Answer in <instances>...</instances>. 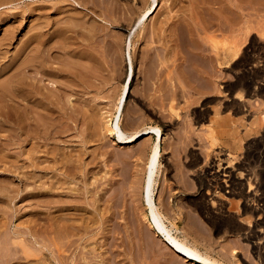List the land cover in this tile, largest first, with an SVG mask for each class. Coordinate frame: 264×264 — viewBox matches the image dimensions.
<instances>
[{
	"label": "rangeland",
	"instance_id": "1",
	"mask_svg": "<svg viewBox=\"0 0 264 264\" xmlns=\"http://www.w3.org/2000/svg\"><path fill=\"white\" fill-rule=\"evenodd\" d=\"M87 1H88L87 2L88 4L86 3V7H85L84 5L80 4L82 0H79V1L77 0H0V2L2 3V4L0 3V83L5 81L3 82L4 84L2 83L0 86L3 87V85H5L7 77L10 76V74L12 75L13 73H15L17 69L19 68V65H21V63H23L25 59L26 60L27 58L30 59V57L32 59L38 53H39V56H41L45 60L49 59L48 65L50 67L52 66L51 70L49 69V67H47L49 69L48 71H46L47 70L46 67H44L43 69L40 68L41 70L38 67L36 68L32 67L34 69L32 71L36 70L37 72H39L38 70H40V73L38 74L37 77L42 78V80H45V81H42L41 84L45 83L46 87H49L48 84L51 83L50 81L54 78L50 76L47 77L48 74L47 75L45 74L49 73V75L51 76L52 75L54 76L55 74V77H56L55 79L60 80L61 78L60 71H59L60 68L64 69L66 72H71L72 69L75 70V73L77 75L79 74L78 75L79 78L87 74L85 76L86 78L84 81L85 85H83L85 90L83 89L82 90L83 92H79L77 95V96L80 95L81 97L79 96L80 98L79 97L75 98L76 95H72L70 98V99L73 98L71 100L73 102L71 103L70 109H71V113L73 114V115L71 114V118H74V119L67 122L69 125L66 123L68 125V130L70 131L66 132V135L64 134L65 135L64 137H63V134L61 135V137H63L65 141H68L70 143L62 142V145L61 143L58 144V146L60 145L62 146V149H64V151H66L67 154L72 153L73 155H75V154L80 153V150H81L82 152L80 154L83 155V159H85V161L88 160L89 162L92 161L91 163H93L89 165V168L87 167L88 170L90 169L89 170L90 174H87V176L85 177V179L88 177V179H86L87 181L85 180L84 183L81 182L82 183L81 184L79 183L80 180L76 178L77 180L75 179L74 181H77L78 183L77 182L73 183V181L70 183L69 188H71V186L72 188L78 187V190L75 191L76 193H78L77 194L78 196L76 195V193H73L74 190H72L71 192L68 190L69 194H66V196L73 193L72 194L73 196L70 195V198H68V196L66 198L65 195L63 196L64 197L63 199L70 200L69 201L70 204L71 202L72 204H75L74 203L76 202L75 200L77 201L80 200L78 201L79 203L76 202V205L74 206H77V203L79 207L80 205L82 207L87 206L85 210L82 211L83 214L85 213L84 217L83 216L82 217L86 221L89 219V222H87L89 225V228H88L89 231L86 234L84 232H83L84 234H82V232H76L77 235L72 238V240L76 239L75 240L76 242L80 241L79 243L75 242V245H76V248L74 247L75 250L74 248H70L69 250L64 251L63 249L64 252H62L63 254L61 253L62 255H64V259L68 260L66 261L67 264H70V263L71 264H75V263L83 264L82 260H80V262L75 261L73 263L71 262V259L72 260L74 258L76 259L79 253L78 250L81 249L82 251H87V249L90 250L92 246L94 245L96 246V248H98L95 253L101 256V257L100 256L98 257V260L103 258V261L105 262V263L99 262L97 264H128V263L129 264H132V263L133 264H190L189 262H185V260H183L176 253H174V251L170 247H168V245L160 237H158L156 233L149 227L148 223L144 220L142 216L143 213H145V208H146L145 202L142 199V194H141V187H142V183L144 179V167L146 163V158L149 155L150 150L152 149V146H154V144L157 141V133H155L154 131H151V133L138 137L132 142L129 141V143L122 144V142L117 141V138L114 134H110V135L108 134L109 133L108 127L110 125L111 126L114 125V122H115L114 119H116L115 117L119 115V111H121V114H120L121 116L119 117V123H120L119 126L126 136L133 134L136 131H139V130L142 131L143 129L145 130L146 128L148 129L150 127H157V129L159 130L160 155H159V164H157L159 166V167L157 166L158 171L156 172V175L154 176V180H155L154 198H155L157 206L160 207L161 211H163L164 215L168 218V221L166 222V224L168 226L170 225L169 227L172 230H174L173 233L178 235L179 237L185 238L189 242V244L191 243L192 246L194 245V247L197 248L201 253L203 254L205 253L207 254V256L214 258L224 264H264L263 253L255 252V250L252 247V240H250L248 237L250 235L249 233L250 230H252L253 228L250 227V229L248 228L247 230H242L244 232L240 230L238 231V229L235 228L237 225H239L237 222H235L237 221L236 216L238 213L234 214L235 213L233 212L234 210L232 211L229 210L230 213L228 214L233 219L231 218L229 220V218H226L225 216L222 217L221 216L222 209L218 208L219 207L218 204L219 202H221L223 204L225 203L226 205V202H224L225 200L224 198H222L223 196L220 197L219 194L217 195L218 190L217 191L214 190L212 186H207L209 183L207 184V181L205 180V172L210 167V165L211 166L213 165V171H217L218 169H220L218 170L220 171L219 174L222 172L221 171L222 168L224 169L227 166H229V169H231V172L233 171L232 176L234 179L236 177V180L245 179V173H247L246 172L247 168L248 170L253 169L255 172H257V174L262 173L261 171L264 172V153H263L264 152V145H263L264 144V140H263L264 139V96H263L264 93L262 94L260 90L261 85L264 84V74H258V71L264 68L263 67L264 66V36H263L264 34L262 35V33L264 32V22H263L264 21V9H263L264 0H253V3H252V0H246V3H245L246 4L245 9H244L245 12L244 11L243 12L244 14L246 13L245 16H247V18L249 19L250 25H249L248 30L251 32L247 30L249 32L248 34L249 36L246 35L244 39L242 38L243 40H241L242 48L244 52L242 51L243 53L240 56V60L242 59L243 61H245L244 65H246V67L243 68L244 70L236 71V69L235 70L232 69L233 68L232 64L234 62L229 67H226L225 64H222L221 66H219L216 63H213L214 66L212 65L211 67H208L209 64H207V67L209 68L208 72L210 73L211 76L210 75L206 77L203 76L202 77L203 79H201V77L199 78L197 77L196 79H194L196 73H194L190 68L186 69L187 72H189V74L186 72L187 75H185L182 78H177L176 73H175V68L178 67L177 65L180 64V62L182 63L185 62L186 61L185 59H187L188 57H189L188 59H190L189 61L204 62L206 57L203 55L205 57L204 58L200 54V58H204V60L203 59L201 60L199 58L200 52L199 51H198L199 53L196 51L191 52L192 50L189 48V46L184 45L186 42L181 44L182 46H185V47L187 46L186 48H184V51L182 49L183 47L179 45L181 47L180 49V47L178 46V44L180 43H177L171 38H169L168 28L166 29L165 31L166 34L164 33L165 35L163 36V38L160 37L158 33H156L157 35H154L151 41L147 40L148 38H150V33L152 35V31H151L153 29L152 25L153 24H155L156 26L159 25L160 21L164 17H166L169 12H171L170 13L171 15H177V16L184 15L185 18L188 19V14H190L189 11H191L193 8V5H191L192 3H190L191 0L190 1L188 0H181V1L180 0H175V1L156 0V3L158 5L156 11L151 16L146 17L143 30L141 29L139 31L138 29V34L141 31H143V33L146 32L148 38L146 40L143 39L140 41L136 40L137 31L133 36L134 27L132 24L134 21L137 20L139 16H142L143 14L146 13L147 11L146 7H148L149 9L152 6L151 0H94V3L96 2V4H94L95 8L93 9L94 11H96L95 14H93L94 11L91 9L93 2L90 0H87ZM171 1H173L172 4H170ZM177 1L179 2V4ZM233 3L235 5L233 4L234 5L232 8L233 11L231 12L232 18H233L230 24L232 26L231 30H233L231 34L232 37L230 36L231 39H233V36L235 37L236 34H238L236 33L237 32L236 30H238V27H239L238 22H237L239 20V15H237L238 14L237 10L234 8L237 5L238 0H233ZM88 5H90V7H88ZM171 5L172 6L174 5V7H172ZM189 5H191L190 8L186 9L189 7ZM220 5L221 3H218L214 5L215 6L214 8H216L215 11L218 15H220V18H221V14L219 12ZM260 5H262L263 7L261 6L262 7L261 8ZM181 7L182 9H180ZM104 8L107 11L109 9L110 10L113 9L111 11V13L113 14L111 15H114V16L116 15V17H118L120 21L117 23H112L111 25V23H109L105 19V16H103V14L106 13ZM260 9H262V11ZM259 10L261 11L260 13L258 12ZM81 11L84 12V14H90L87 16L91 18V20H96L95 21L96 24L99 23L98 24L99 26L101 25L103 26L104 29L101 30L102 28L101 26V28L99 27L96 30L97 31L96 34H101L100 36H98V39L96 36L94 38H87V37L83 38L84 36L83 34L84 32H86L85 30L78 32V28L71 27V25H73L71 24L73 23L72 19L77 18V16L80 17V15H82ZM184 12L186 14H184ZM99 14L100 16H97ZM101 16L103 18H101ZM219 19L215 21H216V24L218 23L217 25L221 27L222 25H220ZM69 20L70 21L72 20V21L69 22ZM39 21H41L42 23L44 22V24L42 23L40 24ZM65 23L67 24L70 23V24H68L67 26V24ZM235 23L236 25H234ZM256 23H257V26H255ZM41 25L44 27L46 26V27L44 28ZM155 25L154 27H156ZM48 26H49V29H48ZM59 26L61 30L59 29ZM69 28L71 30H69ZM62 29L64 30V32ZM74 29H76L77 31H75ZM145 29L147 31H145ZM53 31L57 37L55 39H54L55 35L51 34ZM55 31L56 32L61 31L63 33L61 32L56 33ZM39 33L40 34L45 33L47 35L41 34V36H43L41 39L40 38L41 36L39 35ZM103 33L106 34L107 37ZM66 34L68 35L65 36ZM129 34H131L132 40L128 47L127 41L126 43L124 42V36L127 35L129 37ZM215 34L216 36L214 38V43L216 46L219 44L217 48L220 50L221 48H223L222 44L226 43V41H224L220 37V34L218 32H216ZM49 35L54 36V37L51 38ZM77 35L78 37H76ZM59 36L61 37L63 36L62 39L59 38ZM64 36L68 38L66 39ZM101 36L103 38H101ZM46 37L48 38V40ZM200 37L201 36L199 35L197 38L198 44L204 45L205 48L206 47L208 48L209 44L207 43L205 44L203 39ZM36 38L38 40H34ZM28 39H31L30 42L34 40V41H37V43L33 41L31 42L30 45H25L26 46L25 48L22 47L24 46L23 44L25 42L27 44L30 43ZM45 39L47 41H49V39L51 40L49 43L47 41L43 42L45 41ZM63 39L64 40L66 39L65 40L67 42L66 44L65 42H62L64 41ZM153 39H155L156 41ZM184 40L186 41V39ZM133 41L136 44H134ZM44 44L46 45L47 48L44 46ZM41 45L43 48L41 47ZM50 47H52L53 49ZM108 47H110V50L107 51ZM158 47L161 50H159ZM36 48L38 49V52ZM43 49H45V51ZM50 49L52 50L50 51ZM65 50L66 51L68 50V51L66 52ZM175 50L176 52L178 51L179 54L176 53ZM173 51L175 53H173ZM208 51L206 52L207 54L210 52ZM28 52H31L32 54ZM36 52L37 54H35ZM40 52H42L43 55ZM77 53L78 55L81 54V56L79 55L80 56L79 57L78 55H75ZM191 53H193V56L191 55ZM28 54L32 56H29ZM183 54L184 56H182ZM186 54H189V55H186ZM47 55H50L51 58ZM146 56L150 57L153 60V63L151 64V67H152V70L150 73L151 75L149 74L148 69L147 70L145 69V72L140 71L141 69L144 68L141 62L144 57L146 58ZM85 57H88V58L90 57L89 59L97 58V60H99L102 63L101 64L102 68L100 70L101 72L99 71L101 75H99L97 70L93 68L92 66H89V65L85 66V68H82V70L84 69V71H81V69L79 70V68L81 67H77L76 68L77 70H76L75 67H73V65H70L68 63V62L74 63L76 62L74 60L79 59V58H84L83 60L84 62H86L88 58H85ZM128 57H130L131 62H132V76L130 78L128 87L125 89V84L127 81L126 73L129 71V66L127 63ZM52 58L54 59L52 60ZM157 58H159V60ZM181 58L182 59L185 58L184 61ZM161 60L163 61V63H161ZM248 61H250L249 62L250 64H248ZM80 62L84 63L82 60ZM66 63L69 67L72 66V68L67 67ZM63 64H65V66H63ZM111 65L115 67L116 71L114 67L112 68ZM253 65L256 67V69L255 67H253ZM53 66H56V68ZM257 66H259L260 68H258ZM86 67L88 68L86 69ZM44 69L46 73L43 72L45 74H42L41 71H43ZM210 69L213 70V73H212V70ZM253 69L256 70L255 71L256 73H254ZM50 71L51 72L55 71V72L50 73ZM94 71H95V74H94ZM154 71H157V72L154 73ZM142 73L146 74V75L144 74L145 77L143 76ZM97 74L99 76H97ZM240 77L243 78L245 81L249 82V85L251 86L249 87V85L246 86L245 84L240 83L239 82V80L241 79ZM145 78H149V79H145ZM198 79L199 81H197ZM211 79L213 80L212 82H211ZM199 82L200 83L202 82L201 84L203 83L206 84L209 82L211 83V86L208 83L210 87L207 85L204 86V87H207L205 88L206 89L205 90L203 89L204 87L200 86ZM213 82H215V84ZM175 83H179L181 85L184 84V86L180 85V87H175L176 86ZM258 84L260 86H257ZM195 86H197L198 88ZM199 86L201 87L200 90H199L200 88ZM3 90H4L3 88L0 89V95L2 94ZM10 93L11 92L7 93V96H11L12 94ZM233 96L235 99L233 98ZM120 102H122L121 107H120V104H121ZM233 102L235 103V105H233L234 104ZM237 103L239 104L237 105ZM242 104H243L242 108L243 109L245 108L244 109V111L246 112L245 115L248 113L246 117H248V119L251 122L250 123L249 120L246 118V122L247 123L249 122L248 124L250 125L249 126L250 129L246 131L243 128L241 131L239 128V132H236L239 136L236 133H234L236 136H238L236 137L234 135L236 137L234 140L230 132H228L230 124L228 122H226L225 124H221V122H223L224 120L226 121L227 119L240 118L242 114L237 113L236 107ZM15 105L17 106H15L14 110H12V108H8V107L6 108L7 116L9 117L10 124H12L13 126H14V122L17 121L16 117L23 114V108L20 107L18 104H15ZM168 105H172L174 109H171V107L170 106L168 107ZM77 108L79 109L77 110ZM16 111L17 112L20 111V112L16 114L15 113ZM67 111L68 113H70L69 109H67ZM83 112L87 116L86 121H88L89 123L91 122L90 125H92L91 128L93 130L92 131L93 133L88 136H87L88 130H86L87 128L86 123L85 122L81 123L79 121V120H82L81 114H83ZM77 115L78 117L75 120V117ZM201 115H203L204 117ZM105 116H106V119H105ZM211 117H212V121H211ZM259 118H261L260 121H259ZM11 119L12 120L14 119L15 121L14 120L12 121ZM253 120L254 121L256 120V121L254 122ZM73 121H76V122H73ZM257 121L260 122V125H258L259 122ZM216 122H219V123H216ZM107 123L110 124L108 127L106 126ZM252 123L254 125H252ZM206 125L209 127H207ZM211 126L213 127V129L217 128L220 130H221V127L223 126L222 129L223 128L224 129L222 131L220 130L212 131ZM58 127H57V130L61 132L63 128H65V124L63 125L61 124ZM205 127H206V130H205ZM8 130L10 129L3 128V130H0L1 132L0 133V149L2 148L4 149V150H0V155H1L0 157V172L1 173L0 174L1 175L3 174L2 173L3 170H11L15 174H9L10 172H4V173L6 175L8 173V175H17V176L20 175L21 176V173L23 171L26 172V169L24 170V166L26 164H23L24 163L23 158L25 155V151L30 146L28 147L23 146L25 145V142L20 141V138H17L16 134H14L13 132L10 133ZM214 131L215 132L220 131L219 133L215 134L216 137L218 135L217 138L214 136V133H213ZM223 132H224V135H223ZM203 133L209 136H206ZM22 134L20 135L21 138H23ZM82 134H86V135H82ZM75 135L77 137L81 136L79 137L80 138L79 142H78V138L77 137L75 138ZM210 135L215 138L214 141H217L218 146L216 142H215L216 145L212 143L213 138ZM254 137L255 139H253ZM63 138L61 139L59 138V140H62ZM68 138L70 139L72 138V139L70 140ZM208 138H211V139H208ZM86 140H89L88 142L89 144H86L87 147L85 146V144L80 143V142H85ZM220 140L221 142H219ZM39 141L44 143V141L41 140V138ZM80 145L83 146L84 148L81 147ZM245 145H247V147ZM258 145L261 149H259ZM64 146H67V147H64ZM81 148L85 150L83 151ZM261 151L262 153L260 154V157H259L258 153H260ZM20 152H23V154L21 155ZM7 155L10 157L8 158ZM88 155H90V157ZM94 157L97 158L95 159V161L93 159ZM248 157L251 160H248ZM16 158L18 160L22 158V160L20 161L15 160ZM45 159L46 158L44 157L43 159L42 157H40L39 159L40 166L45 167L47 165H51V162H49L50 160L48 158H47L48 160L47 159L45 160ZM230 159H233V160L231 161ZM252 161L254 162V164ZM41 163L43 164L41 165ZM235 163H237L238 166ZM248 163L250 164V166ZM20 164L23 165V166L21 165L22 168ZM243 165L244 167H242ZM239 166L242 168H240ZM237 167H239L240 169ZM21 169L23 170L21 171ZM91 170L93 171V173ZM94 172H95V175H93ZM199 174H202L203 176ZM77 175H80V173ZM48 176L50 175L49 174L47 175V179H48ZM259 176L260 175H258V179L256 181H259V178H261V176L260 177ZM96 178L99 179L98 182L96 181ZM1 179L3 178L0 177V180ZM47 179L44 178V181L46 182V184H44L45 187H47L49 184L48 183L49 180ZM111 179H114V181L113 180L111 181ZM4 180L5 179L0 181L1 182L0 185H5ZM204 181L206 182V184L204 183ZM92 182L94 183V185L90 184ZM9 183H12L10 185L14 189L17 188L18 186L20 187L18 180L16 181L11 180V182ZM87 183L89 185L87 186L88 188L92 189L94 187V191H93L94 194L91 192V195L90 194L86 195L83 192L84 195H82L81 193L83 190L82 187L84 185H87ZM36 185L40 186L41 184L36 183ZM245 189H247V187ZM99 190L100 192H98ZM19 193L20 194H18L17 197H15L14 193L11 195L13 197V201L11 202H9L7 198H3L2 200L0 199V203H1L0 204L1 205L0 206V220H3L4 218L9 222L12 220V224L10 225L11 230L12 229L14 230L16 227L15 224L19 222L17 220L18 217L21 218L22 220L23 219L28 220V219H33L34 217L36 218L41 213V212L36 211V207L39 206L36 202H38L39 199L41 201L44 198H41V197L38 198L36 196L34 197L35 198L34 199L33 197H31V201L33 202L32 203L29 200L30 197L28 196L29 198L26 197V200H24L23 202V200L21 199V195H23L24 193L21 190ZM206 193L207 195H205ZM101 195L103 196L100 197ZM204 195L206 196V198L204 197ZM75 196L77 197L81 196V197L76 198ZM110 196L112 198H110ZM100 198H102V200ZM219 198L223 199L224 201L222 200L220 201ZM53 199H55V197ZM97 199L98 201H100V203L95 202L97 201ZM206 199L209 201H207ZM113 200H114V203H113ZM101 201H103L102 204H101ZM160 202L164 203V205L161 204ZM208 204L211 208L208 206ZM108 205H111L112 209L107 207ZM30 206L33 207V210L31 211L33 215L31 213H28ZM96 206L101 207V209L105 210L104 216L107 215L105 216V218L104 216L103 217L100 215L98 216V214H96L97 215L96 216L95 212L92 211V210H95ZM175 206L177 208L178 206L179 208L181 207L180 208L181 210L179 208L178 209L176 208L177 211L179 210L181 212L180 213L178 211V214L180 215L174 214L173 210ZM1 207H3L4 209H2ZM40 207L41 206H39L38 208ZM106 207H107V210H106ZM207 208L209 209V211ZM45 209H46V206L45 208H42V209L40 208V210H45ZM47 210L48 212L49 211L51 212L53 208L51 209L47 208ZM111 210L112 212L113 211L114 212L112 213ZM108 211L110 213H108ZM237 211L240 212L241 209ZM48 212H43V213H48ZM108 218L109 219L113 218V219L109 220ZM234 218H236L235 221H234ZM97 219L100 222H98ZM127 219L129 220L127 221ZM253 219H255V217H253ZM227 221H229V224ZM96 222L97 224H95ZM109 222H110V226H109ZM104 223L105 224L107 223L108 224V225L106 224L107 227L108 228L111 227L110 228L111 230L108 229ZM106 228L108 229L107 232L105 230ZM108 231L110 233V238H109ZM88 233H89V236H88ZM107 233H108L107 235L108 237L106 236ZM80 236L82 237V239H78ZM105 237L108 240L104 243ZM102 242H103V245L101 244ZM108 246L109 247L111 246V247L108 248ZM231 250L234 251L233 252L234 255H232ZM70 252L72 255L70 254ZM46 253L50 255L49 252H46ZM260 253H262V255ZM106 259H109V260L106 261ZM53 262L54 264H58L56 261H53ZM91 263L96 264L95 261Z\"/></svg>",
	"mask_w": 264,
	"mask_h": 264
},
{
	"label": "bare ground",
	"instance_id": "2",
	"mask_svg": "<svg viewBox=\"0 0 264 264\" xmlns=\"http://www.w3.org/2000/svg\"><path fill=\"white\" fill-rule=\"evenodd\" d=\"M79 1V0H77ZM92 2L93 5L91 7V9L93 10L95 7H94V4H96V2L94 3V0H90ZM175 1V0H173ZM173 1H171L170 4L173 3ZM181 1V0H180ZM190 1V0H188ZM191 0L190 3H192L191 5H193V8L190 12V14H188V19L185 18V16H177V15H171L169 12L168 15L166 17H164L159 25H155L153 24V29L151 30L152 31V35L150 33V38L147 37V34L146 32L143 33V31H141L139 34H138V29L139 31L142 29L143 30V26H144V23H145V20H146V17L148 16H151L152 14H154V12L156 11L158 5L156 3V0H151V3H152V6L148 9L147 8V11L145 14H143L142 16H139L137 18L136 21L133 22V27H134V30H133V36L134 34L136 33L137 31V41H140V40H143V39H147L149 41L152 40L153 36L154 35H157L156 33L159 34L160 37L163 38V36L166 34V29L168 28V33H169V38H171L172 40H174L175 42L177 43H180L178 44V46H182L181 44H183L184 42H186L184 45H188L189 48L192 50L191 52L193 51H196L199 53V58H200V54L205 58H200L201 60L203 59L204 62L202 61H189L190 59H185L186 61L185 62H180V64H178L175 68V73H176V76L177 78H182L184 77L187 72V68H190L194 73H196L195 75V78L196 79L197 77H201V79H203L202 77L203 76H208L210 75V73L208 72V67H211L213 65V63H216L218 64L219 66H221L222 64H225L226 67H229L233 62V68L232 69H236V71H240V70H244L243 68L246 67L245 64V61H243L242 59L240 60V56L242 55V53L244 52L243 51V48H242V41L244 39V37L246 35L249 34V31L248 28H249V19L247 18V16H245L244 14V9H245V3H246V0H238V3L237 5L234 7L236 10H237V15H239V20L237 21L238 22V30H236L238 34H236V36L234 37L233 36V39H231L232 37V32L233 30H231V22H232V11H233V6L235 5L233 3V0ZM88 1L87 0H82V2L80 4L84 5L86 7V3ZM178 2V1H177ZM1 3V2H0ZM7 3V2H6ZM5 3V4H6ZM79 3V2H78ZM77 3V4H78ZM98 3V2H97ZM218 3H221L220 7H219V12L221 14V18H220V15H218L216 13V8H214L216 4ZM252 3H253V0H252ZM263 3V2H262ZM2 4V3H1ZM88 4V3H87ZM146 4V3H145ZM179 4V2H178ZM234 4V5H233ZM248 4V3H247ZM260 4V3H259ZM186 9H189L190 6ZM83 6V7H84ZM114 6V5H113ZM172 6V5H171ZM262 5H260L261 7ZM88 7H90V5H88ZM87 7V8H88ZM174 7V5L172 6ZM258 7V8H260ZM263 7V6H262ZM261 7V8H262ZM103 8V6H102ZM113 8V7H112ZM256 8V7H255ZM105 9V8H104ZM182 9V7L180 8ZM250 9V8H249ZM264 9V8H263ZM86 10V9H85ZM88 10V9H87ZM90 10V8H89ZM113 10V9H112ZM112 10H106V13L103 14V16H105V19L111 23H117L119 22V18L116 17V15H111L113 13H111ZM124 10V9H123ZM128 10V9H127ZM173 10V9H172ZM185 10V9H184ZM262 11V9H260ZM258 11L259 13L261 11ZM94 11V10H93ZM244 11V12H243ZM82 12V11H81ZM86 12V11H85ZM96 11H94L93 14H95ZM123 12V11H122ZM145 12V11H144ZM92 13V12H91ZM98 13V12H97ZM118 13V12H117ZM78 14V13H77ZM82 15L77 16V18H74L72 19L71 21L73 23V25H71V27L73 28H78V32L82 31V30H85L86 32H84V36L83 38L87 37V38H94L95 36L97 37L98 39V36H100L101 34H96L97 33V28H101V26H99L98 24H96V20H91V18H89L87 15H90V14H84V12L81 13ZM115 14V13H114ZM142 14V13H141ZM173 14V13H172ZM184 14H186L184 12ZM219 18H218V16ZM65 15V14H64ZM165 15V14H164ZM97 16H100L97 15ZM119 16V15H118ZM262 16V15H261ZM260 16V17H261ZM79 17V18H78ZM124 17V16H123ZM56 18V17H55ZM54 18V19H55ZM71 18V17H70ZM100 18V17H99ZM101 18H103L101 16ZM236 18V17H235ZM258 18V17H257ZM219 19V22H220V25H222L221 27L219 25L216 24V21ZM238 19V18H237ZM66 20V19H65ZM68 20V19H67ZM103 20V19H102ZM45 21V20H44ZM69 20V22H71ZM252 21V20H251ZM263 21V20H262ZM40 24L42 23L41 21H39ZM47 22V20H46ZM49 22V21H48ZM106 22V21H105ZM107 22V23H108ZM157 22V21H156ZM155 22V23H156ZM264 22V21H263ZM39 24V23H38ZM44 24V22L42 23ZM48 24V23H47ZM46 24V26H47ZM67 24V23H65ZM70 24V23H68ZM67 24V26H68ZM154 25L156 27H154ZM236 25V23L234 24ZM261 25V24H260ZM39 26V25H37ZM42 26V25H41ZM45 26V27H46ZM66 26V25H65ZM257 26V23L256 25ZM44 27V26H42ZM41 27V29H42ZM44 27V28H45ZM147 27V26H146ZM166 27V28H165ZM235 27V26H234ZM51 28V27H50ZM63 28V27H62ZM65 28V27H64ZM68 28V27H67ZM72 28V29H73ZM253 28V27H252ZM255 28V27H254ZM48 29H49V26H48ZM59 29H60V26H59ZM80 29V30H79ZM104 29L103 26L101 28V30ZM36 30V29H35ZM45 30V29H43ZM57 30V29H56ZM61 30V29H60ZM63 30V29H62ZM69 30H71L69 28ZM75 31H77L76 29H74ZM249 32H248V31ZM38 31V29H37ZM36 31V32H37ZM42 31V30H40ZM58 31V30H57ZM145 31H147L145 29ZM47 32V31H45ZM56 32V31H55ZM61 32V31H59ZM59 32H56V33H59ZM64 32V30H63ZM61 32V33H63ZM76 32V33H78ZM216 32H218L220 34V37L226 41V43L222 44L223 45V48H221L220 50L217 48V46L215 45L214 43V38L216 36ZM34 33V32H33ZM69 33V32H68ZM73 33V32H72ZM75 33V34H76ZM165 33V34H164ZM43 35H47L45 33H41ZM41 34L39 33V35L41 36ZM52 35L54 34V31L51 33ZM104 34V33H103ZM198 34V35H197ZM202 34V35H201ZM261 34V33H260ZM264 34V32L262 33V35ZM34 35V34H33ZM54 36H50L51 38L56 37V34H54ZM68 34H66L65 36H67ZM79 35V34H78ZM78 35L76 37H78ZM82 35V33H81ZM106 35V34H104ZM201 36L200 38L203 39V41L205 42V44H209V47L205 48L204 45H201V44H198V41H197V38L198 36ZM218 35V34H217ZM30 36V35H29ZM36 36V35H35ZM64 36V37H65ZM74 36V35H73ZM80 36V35H79ZM168 36V35H167ZM231 36V37H230ZM249 36V35H248ZM264 36V35H263ZM32 37V36H31ZM30 37V38H31ZM37 37V36H36ZM43 36H41L40 38L42 39ZM49 37V38H50ZM63 37V36H62ZM61 36H59V38L62 39ZM71 37V36H70ZM107 37V35H106ZM159 37V38H160ZM218 37V36H217ZM28 38V37H27ZM34 38V37H33ZM32 38V39H33ZM47 38V37H46ZM66 38V37H65ZM68 38V37H67ZM66 38V39H67ZM101 38H103L101 36ZM105 38V36H104ZM158 38V39H159ZM243 38V39H242ZM65 39V40H66ZM72 39V38H71ZM96 39V40H97ZM107 39V38H106ZM134 39V38H133ZM186 39V41L184 40ZM246 39V38H245ZM31 39H28V41L30 42ZM34 40H38L37 38L34 39ZM33 40V41H34ZM48 40V38H47ZM45 39V41L43 42H46L47 41ZM51 39H49V41H47L48 43L50 42ZM64 40V39H63ZM62 41V42H65V44L67 43L66 41ZM93 40V39H92ZM131 40H132V37H131V34H129V37L127 35L124 36V42L126 43L127 41V46L129 47L130 43H131ZM144 40V41H145ZM155 40V39H153ZM27 41V40H26ZM31 41V42H33ZM40 41V40H39ZM89 41V40H88ZM99 41V40H98ZM103 41V40H102ZM156 41V40H155ZM202 41V40H201ZM28 42V43H29ZM31 42L29 44H26L24 43L22 47H26L25 45H30ZM37 43V41H34ZM42 42V40H41ZM108 42V41H107ZM136 42V41H135ZM160 42V41H159ZM158 42V43H159ZM169 42V40H168ZM173 42V41H172ZM216 42V41H215ZM39 43V42H38ZM47 43V44H48ZM52 43V42H51ZM55 43V42H54ZM84 43V42H83ZM109 43V42H108ZM106 43V44H108ZM111 43V42H110ZM134 43V41H133ZM34 44V43H33ZM32 44V46H33ZM63 44V43H62ZM61 44V45H62ZM136 44V43H134ZM40 45V44H39ZM126 45V44H125ZM175 45V44H173ZM221 45V44H220ZM44 46L46 47V45L44 44ZM52 46V45H51ZM54 46V45H53ZM110 46V45H109ZM112 46V45H111ZM179 46V47H180ZM207 46V45H206ZM30 47V46H29ZM35 47V45H34ZM42 47V45H41ZM57 47V46H56ZM66 47V46H65ZM183 48V51H184V48H186L185 46H182ZM221 47V46H220ZM43 48V47H42ZM41 48V50H42ZM47 48V47H46ZM52 48V47H50ZM68 48V47H67ZM37 49V48H36ZM40 49V47H39ZM53 49V48H52ZM50 49V51L52 50ZM58 49V48H57ZM60 49V48H59ZM62 49V48H61ZM66 49V48H65ZM69 49V48H68ZM155 49V48H154ZM157 49V48H156ZM159 49V47H158ZM178 49V48H177ZM181 49V47H180ZM210 51H208V50ZM23 50V48H22ZM26 50V49H25ZM29 50V49H28ZM45 51V49H43ZM85 50V49H84ZM110 50V47L107 48V51ZM161 50V49H159ZM209 52L208 54L206 53L207 51ZM35 51V50H34ZM63 51V50H62ZM66 51V50H65ZM68 51V50H67ZM66 51V52H67ZM155 51V50H154ZM187 51V50H185ZM190 51V50H189ZM188 51V52H189ZM243 51V52H242ZM21 52V50H20ZM37 52H38V49H37ZM37 52L35 54H37ZM47 52V51H46ZM49 52V51H48ZM82 52V51H81ZM176 52V50H175ZM173 51V53H175ZM26 53V52H25ZM30 54H32L31 52H28ZM42 53V52H40ZM176 53L179 54V52L177 51ZM182 53V52H181ZM180 53V54H181ZM184 53V52H183ZM195 53V52H194ZM86 54V53H85ZM158 54V53H157ZM161 54V53H160ZM159 54V55H160ZM29 55V54H28ZM38 55V56H37ZM35 55L32 59L30 57V59L27 58V60L23 59L24 62L21 63V65H19V68L17 69V71L15 73H13L12 75L10 74V76L7 77L6 79V83L5 85L0 86L1 88H3L4 90L2 91V94L0 95V130H3V128H9L10 130H8L10 133L13 132L14 134H16V137L17 138H20V141L22 142H25V145L23 146H30L28 147V149L25 151V155H24V158H23V161L24 163L23 164H26L24 166V170L26 169V172H22L21 173V176H17V175H7L4 173V172H10L9 174H15L13 173L11 170H3V174L1 175L0 174V177L7 180L5 182V185H0V199L2 200L3 198H7L9 202L13 201V197L11 196L13 193L15 194V197H17L18 194H20V190L24 193L23 195H21V199L23 200H26V197L29 198V200L31 201V197H38V198H44L40 201V199L38 200V202H36L39 206H41L40 208H45L46 206V209L45 210H40V208H38L39 206L36 207V211L37 212H41L36 218L34 217L33 219H28V220H22L21 218H17V220L19 221L15 227V229L11 230L10 228V225L12 224V220L9 222L7 221L4 217V221L3 220H0V264H54L53 261H56L58 264H67L66 261L68 260H65L64 259V255H62L65 250H69L70 248H76V245H75V240H72V238L74 236H76V232H82V234H86L88 231H89V225L87 222H89V219L86 221L85 219H83L84 217V214H83V210H85V208L87 206H81L80 207L78 206V201L80 200H75L77 203V206H74L76 205V202H74L75 204H70V200L67 199H63L64 195L65 197L67 198H70V195L73 196L72 194L73 193H76L75 191L78 190V187H73L71 186V188H69L70 186V183L73 181L74 182H77V181H74L76 178H78L80 180L79 183H84V181L86 179H88V177L85 179V177L87 176V174H90L88 168H89V165L90 164H93L91 162H89L88 160L85 161V159H83V155H81L80 153L82 152L80 150V153L78 154H75L73 155L72 153L71 154H67L66 151H64V149H62V142H68V141H65L64 140V136L66 135V132L70 131L68 130V123L70 120H73L74 118H71V103L73 101H71L72 99L71 96L72 95H76L73 96L75 98L79 97L77 96L79 92H83L82 90L84 89V86L85 83V76L87 75H83L81 76V78L78 77V75L75 73V70L72 69L71 72H66L64 69L60 68V80H56L55 78V74L54 76L52 75H49V73H46L45 72V69L43 71H41L42 74H45L50 77H53L54 79H50L51 85L48 84L49 87H46L45 86V83L44 84H41L42 81H45V80H42V78H38V74L40 73V70L43 69L44 67H46V71H48L49 69L51 70L52 66L50 67L48 64V60L49 59H44L42 58L41 56H39V53ZM43 55V53H42ZM75 55H78L75 54ZM81 56V54H79ZM78 55V56H79ZM186 55H189V54H186ZM191 55L193 56V53H191ZM196 55V54H195ZM194 55V56H195ZM198 55V54H197ZM246 55V54H245ZM25 56V54H24ZM29 56H32V55H29ZM50 57V55H47ZM79 56V57H80ZM93 56V55H92ZM90 56V57H92ZM141 56V55H140ZM151 56V55H149ZM163 56V55H162ZM160 56V57H162ZM184 56V54L182 55ZM45 57V56H44ZM53 57V56H52ZM89 57V58H90ZM96 57V56H95ZM159 57V58H160ZM187 57V56H185ZM191 57V56H190ZM244 57V56H243ZM2 58V57H1ZM51 58V57H50ZM73 58V57H72ZM77 58V57H76ZM85 58H88V57H85ZM87 59L86 62H84V58H79V59H75L74 61L76 62H68L70 65H73V67H75V69L77 67H81L79 68V70L81 69V71H84V69L82 70V68H85V66H92L93 68H95L98 72L99 75H101L99 73V71L101 70V62L99 60L96 59ZM94 58V57H93ZM140 58V57H139ZM159 58H157L159 60ZM180 58V57H179ZM54 58H52L53 60ZM142 59V58H141ZM182 59V58H181ZM184 59H182L184 61ZM83 61L84 63H81L80 61ZM116 60V59H115ZM247 61V60H246ZM202 62V63H201ZM250 61H248V64ZM116 63V62H115ZM126 63V62H125ZM128 66H129V71L126 73V78H127V81H126V84H125V89L128 87L129 85V81H130V78L132 76V62H131V59L130 57H128ZM126 63V64H127ZM142 65L144 66L143 69H141L140 71L142 72H145V69L149 71V74L151 73V70H152V67H151V64L153 63V60L150 58V57H147L146 58L144 57L142 59ZM161 63H163V61L161 60ZM182 63V64H181ZM206 63V64H205ZM207 64H209V66L207 67ZM67 65V63H66ZM80 65V66H79ZM114 65V64H113ZM180 65V66H179ZM57 66V65H56ZM56 66H53L56 68ZM63 66H65V64H63ZM103 66V65H102ZM112 66V65H111ZM141 66V65H140ZM214 66V65H213ZM248 66V65H247ZM250 66V65H249ZM32 67L36 68L38 67L40 70H38L39 72H37L36 70L35 71H32L34 70ZM49 67V69L47 68ZM67 67H69L67 65ZM114 66H112L113 68ZM253 67H255L253 65ZM258 68H260L259 66H257ZM264 67V66H263ZM32 68V69H31ZM54 68V69H55ZM69 68H72L69 67ZM88 67H86L87 69ZM91 68V67H90ZM231 68V67H230ZM93 69V70H95ZM115 69V67H114ZM112 69V70H114ZM213 69V67H212ZM210 69V70H212ZM256 69V67H255ZM67 70V69H66ZM77 70V69H76ZM91 70V71H93ZM157 70V69H156ZM215 70V69H214ZM254 70V69H253ZM258 70V69H257ZM58 71V70H57ZM116 71V69H115ZM248 71V70H247ZM251 71V70H249ZM256 70H254V73ZM45 72V73H43ZM53 72V71H52ZM50 71V73H52ZM55 72V71H54ZM53 72V73H54ZM101 72V71H100ZM106 72V71H105ZM118 72V71H117ZM157 72V71H154V73ZM80 73V71H79ZM86 73V71H85ZM90 73V72H89ZM113 73V72H112ZM189 74V72H187ZM212 73H213V70H212ZM215 73V72H214ZM58 74V73H57ZM84 74V73H83ZM93 74V73H92ZM94 74H95V71H94ZM97 74V76H99ZM143 76L145 77V73H142ZM145 74V75H144ZM250 74V73H249ZM258 74H264V68H262L261 70L258 71ZM140 75V74H139ZM151 75V74H150ZM248 75V74H246ZM251 75V74H250ZM94 76V75H93ZM211 76V75H210ZM241 76V75H240ZM244 76V75H242ZM148 77V76H147ZM251 77V76H250ZM46 78V77H45ZM88 78V77H87ZM125 78V80H126ZM209 78V77H208ZM238 78V76H237ZM241 78V77H240ZM145 79H149V78H145ZM200 79V80H201ZM206 79V78H205ZM255 79V78H253ZM47 80V79H46ZM248 80V79H247ZM263 80V79H262ZM261 80V81H262ZM199 81V79L197 80ZM207 81V80H205ZM210 81V80H208ZM213 80L211 79V82ZM5 82V81H3ZM2 82V83H3ZM203 82V81H202ZM201 82V83H202ZM238 82V81H237ZM240 83H243L245 84L246 86L249 85V82L245 81L243 78H241L239 80ZM238 82V83H239ZM255 82V81H254ZM0 83V85L2 84ZM200 83V82H199ZM198 83V84H199ZM200 83V86L201 87H204V86H211V83H203L201 84ZM215 84V82H213ZM212 83V84H213ZM260 83V82H259ZM4 84V83H3ZM47 84V83H46ZM87 84V83H86ZM97 84V83H96ZM176 86L175 87H180L181 84L179 83H175ZM251 84V83H250ZM254 84V83H253ZM218 85V84H217ZM103 86V85H102ZM181 86H184V84H182ZM199 86V87H200ZM209 86V87H210ZM214 86V85H213ZM251 85H249L250 87ZM255 86V85H254ZM257 86H260L259 84ZM8 89H7V88ZM158 87V86H157ZM163 87V86H161ZM160 87V89H161ZM197 87V86H195ZM194 87V88H195ZM201 87L199 88V90L201 89ZM0 88V89H1ZM198 88V87H197ZM207 87H204L203 89H205ZM218 88V87H217ZM256 88V87H255ZM159 89V88H158ZM210 89V88H208ZM207 89V90H208ZM249 89V88H248ZM247 89V90H248ZM85 90V89H84ZM198 90V91H199ZM206 90V89H205ZM261 92L262 94L264 93V84L261 85ZM11 92L10 94H12L11 96H7V93ZM125 91V90H124ZM197 91V92H198ZM73 93V94H68V93ZM260 93V92H259ZM258 93V94H259ZM82 94V93H81ZM123 94V93H122ZM239 96V95H238ZM264 96V95H263ZM81 97V96H80ZM79 97V98H80ZM83 97V96H82ZM78 98V99H79ZM122 98V97H121ZM234 98V96H233ZM235 99V98H234ZM237 100V99H236ZM75 101V100H74ZM122 101V100H121ZM232 101V100H231ZM242 101V100H241ZM240 101V102H241ZM163 102V101H162ZM235 102V101H234ZM233 102V103H234ZM120 107L122 105V102H120ZM15 104H18L20 107L23 108V114L21 112L22 115H19L17 116L16 114L19 113V112H15L16 114V122H14V126L12 124H10V120H9V117L7 116V111H6V108H12V110L15 109ZM77 104V103H76ZM80 104V103H79ZM239 103H237L238 105ZM166 105V104H165ZM205 105V104H204ZM235 105V103L233 104ZM84 106V105H83ZM171 107V109H174L172 105H168V107ZM243 104L240 105V106H237L236 107V111L237 113H241V117L238 118V119H227L226 121L224 120L223 122H221V124H225L226 122H228L230 124V127H229V131L231 136L234 138L238 137L239 135L236 133V132H239V128L240 130L242 131V129L244 128L246 131H248L250 128H249V122L250 120L248 119L247 114L245 115V111L244 109L242 108ZM119 107V108H120ZM82 108V107H81ZM205 108V107H204ZM17 109V108H16ZM67 109H69V112L67 111ZM79 108H77L78 110ZM8 110V109H7ZM83 110V109H82ZM119 110V109H117ZM73 111V110H72ZM10 112V111H9ZM204 112V111H203ZM13 113V112H12ZM75 113V111H74ZM87 113V111H86ZM205 113V112H204ZM118 114V112H117ZM121 111H119V115L116 116L114 119L115 122H114V125L111 126L110 124L107 123V127H108V134H114L117 138V141L119 142H122V144L124 143H129L134 141L135 139H137L138 137H141V136H144L145 134H149L151 133V131H154L155 133H157V141L156 143L154 144V146H152V149L150 150V153L149 155L147 156L146 158V163H145V167H144V179H143V183H142V187H141V194H142V199L144 200L145 202V213H143V218L144 220L148 223L149 227L156 233V235L158 237H160L167 245L168 247H170L174 253H176L178 256H180L183 260H185V262H189L190 264H224L214 258H211L209 256H207V254H203L201 253L197 248L194 247V245L192 246L191 243L189 244V242L183 238V237H179L178 235L174 234L173 231L167 224L166 222L168 221V218L164 215L163 211H161L160 207L157 206L156 204V201H155V198H154V185H155V180H154V176L156 175V172L158 171L157 170V164H159V155H160V133H159V130L157 129V127H150V128H146L145 130L143 129L142 131H136L134 132L133 134H130L128 136L125 135V133L121 130L120 126H119V117L121 116ZM236 114V113H235ZM73 115V114H72ZM76 115V113H75ZM238 115V114H237ZM80 116V115H79ZM203 116V115H201ZM207 116V115H206ZM13 117V116H11ZM15 117V116H14ZM75 117V116H74ZM78 115L75 117V120L77 119ZM200 117V116H199ZM204 117V116H203ZM214 118V117H213ZM246 118L249 120V122L247 123L246 122ZM258 118V117H257ZM81 119L82 120H79L81 123L82 122H85L86 123V130H88V133H87V136L88 135H91L93 132L92 130V125L91 122L89 123L87 120V116L86 114L83 112V114H81ZM105 119H106V116H105ZM206 119V118H204ZM256 119V118H255ZM12 120V119H11ZM14 120V119H13ZM12 120V121H13ZM77 120V121H78ZM247 120V121H248ZM261 120V118H259V121ZM15 121V120H14ZM109 121V120H108ZM208 121V120H207ZM210 121V120H209ZM211 121H212V117H211ZM254 121V120H253ZM256 121V120H255ZM254 121V122H255ZM257 121V122H259ZM73 122H76V121H73ZM201 122V121H199ZM206 122V121H205ZM214 122V121H213ZM220 122V121H219ZM219 122H216V123H219ZM253 122V123H254ZM68 125H67V124ZM204 123V121H203ZM215 123V124H216ZM251 123V122H250ZM252 123V125H254ZM63 125L65 124V128H63V130L61 132H59L57 130V127L59 125ZM106 124V123H105ZM83 125V124H82ZM100 125V124H99ZM213 125V124H212ZM260 125V122L259 124ZM101 126V125H100ZM99 126V127H100ZM205 126V125H204ZM207 126V125H206ZM220 126V124H219ZM16 127V128H15ZM84 127V126H83ZM82 127V128H83ZM106 127V128H107ZM209 127V126H207ZM212 127V126H211ZM223 127V126H222ZM221 127V130L220 129H213V127L211 128L212 131L215 130H220L222 131ZM259 127V126H258ZM85 128V127H84ZM96 128V127H95ZM59 129V127H58ZM80 129V128H79ZM98 129V128H97ZM209 129V128H208ZM256 129V128H254ZM74 130V129H73ZM99 130V129H98ZM205 130H206V127H205ZM227 130V129H226ZM252 130V129H251ZM213 132L214 133V136L215 134L219 133V132ZM225 131V130H224ZM81 132V130H80ZM84 132V131H82ZM227 132V131H226ZM251 132V131H250ZM1 133V132H0ZM23 133V134H22ZM206 133V132H205ZM210 133V132H209ZM212 133V132H211ZM234 133H236L238 136H236ZM23 135V138L20 137V135ZM63 134V137H61V135ZM65 134V135H64ZM74 134V133H73ZM204 134V133H203ZM11 135V134H10ZM72 135V134H71ZM82 135H86V134H82ZM206 135V134H204ZM213 135V134H212ZM223 135H224V132H223ZM228 135V134H227ZM236 137H235V136ZM257 135V134H256ZM15 136V135H14ZM206 136H209V135H206ZM211 136V135H210ZM77 136L75 135V138ZM79 137L81 136H78V142H79ZM204 137V136H203ZM212 137V136H211ZM216 137V136H215ZM218 137V135H217ZM216 137V138H217ZM41 138V140L44 141L41 142L39 141ZM59 138H63L62 140H59ZM88 138V137H86ZM90 138V137H89ZM207 138V137H206ZM212 143L217 144V141H214L215 138L212 137ZM222 138V136H221ZM229 138V137H228ZM258 138V137H257ZM67 139V138H66ZM70 139V138H68ZM72 139V138H71ZM70 139V140H71ZM208 139H211V138H208ZM255 139V137L253 138ZM82 140V139H81ZM99 140V139H98ZM219 140V139H218ZM264 140V139H263ZM17 141V140H16ZM73 141V140H72ZM240 141V140H239ZM238 141V142H239ZM89 140H86L85 142H80L81 144H89L88 143ZM211 142V141H209ZM221 142V140L219 141ZM232 142V141H231ZM258 142V141H257ZM261 142V141H260ZM21 143V142H20ZM61 143V147L58 146V144ZM70 143V142H68ZM72 143V142H71ZM75 143V142H73ZM77 143V142H76ZM78 143V144H80ZM91 143V142H90ZM253 143V142H252ZM262 143V142H261ZM22 144V143H21ZM52 144V145H51ZM54 144V145H53ZM209 144V143H208ZM212 144V145H213ZM215 144V145H216ZM233 144V143H232ZM250 144V143H248ZM64 145V144H63ZM68 145V144H67ZM257 145V144H256ZM264 145V144H263ZM71 146V145H70ZM69 146V147H70ZM81 146V145H80ZM89 146V145H88ZM218 146V144H217ZM247 147V145H245ZM250 146V145H249ZM24 147V148H26ZM64 147H67V146H64ZM79 147V146H78ZM83 147V146H81ZM87 147V146H86ZM90 147V146H89ZM208 147V146H207ZM252 147V146H251ZM259 147V145H258ZM257 147V148H258ZM22 148V147H21ZM84 148V147H83ZM82 149V148H81ZM89 149V148H88ZM248 149V148H246ZM253 149V148H252ZM259 149H261L259 147ZM0 150H4L3 148L0 149ZM67 150V149H65ZM69 150V149H68ZM83 150V149H82ZM85 150V149H84ZM83 150V151H84ZM95 150V149H94ZM100 150V149H99ZM209 150V149H208ZM214 150V149H213ZM210 151V150H209ZM220 151V150H219ZM239 151V150H238ZM263 151V150H262ZM262 151L260 153H258V156L260 157V154L262 153ZM87 152V151H86ZM18 153V152H16ZM21 155L23 154V152H20ZM85 153V152H84ZM91 153V152H90ZM264 153V152H263ZM15 154V153H14ZM83 154V153H82ZM87 154V153H86ZM94 154V153H93ZM251 154V153H250ZM92 155V154H91ZM3 156V155H2ZM8 156V155H7ZM20 156V155H19ZM90 157V155H88ZM1 157V155H0ZM10 156H8L9 158ZM18 157V156H17ZM40 157H43L44 158H48L51 162V165H47V166H40ZM96 157V156H95ZM93 158L94 161L95 159L97 158ZM231 157V156H229ZM7 158V159H8ZM86 158V157H85ZM88 158V157H87ZM139 158V157H138ZM20 159V158H19ZM45 159V160H46ZM47 159V160H48ZM234 159V158H233ZM233 159H230L231 161ZM15 160H18L17 158ZM22 160V158L20 159ZM18 160V161H20ZM91 160V159H90ZM248 160H251L249 159L248 157ZM211 161V160H210ZM259 161V160H258ZM243 162V161H242ZM251 162V161H250ZM253 162V161H252ZM17 163V162H16ZM15 163V164H16ZM96 163V162H95ZM238 163V162H237ZM235 163V164H237ZM257 163V162H256ZM43 163H41L42 165ZM215 164V163H214ZM249 164V163H248ZM254 164V162H253ZM252 164V165H253ZM22 164H20L21 166ZM247 165V163H246ZM245 165V166H246ZM259 165V163H258ZM23 166V165H22ZM21 166V168H22ZM215 166V165H214ZM234 166V165H233ZM232 166V168H233ZM238 166V164H237ZM250 166V164H249ZM257 166V165H255ZM88 167V168H87ZM159 167V166H158ZM195 167V166H194ZM208 167V165H207ZM216 167V166H215ZM240 167V166H239ZM237 167V168H239ZM244 167V165L242 166ZM240 167V168H242ZM248 167V166H247ZM252 167V166H251ZM254 167V166H253ZM91 168V167H90ZM231 168V167H230ZM239 168V169H240ZM246 168V167H245ZM92 169V168H91ZM255 169V168H254ZM23 169H21L22 171ZM220 170V169H218ZM213 171V165L206 170L205 172V180L207 181V186H212L214 190H218L217 191V195L219 194V196H223L222 198L223 199H220V201H224L226 202V205L225 203H221L219 202V209H222L221 210V216H225L226 218H229V220L232 218L230 217V215H228L230 213V211L234 210L233 212H235L234 214H237V219L234 218V221L235 219L239 225H235L234 227L238 229V231H242V230H247L248 228L250 229V227H252L253 229L250 230V235L248 236L250 240H252V247L253 249L255 250V252L259 253V252H262L263 255H264V172L261 171L262 173L260 174H257V172H255L253 169H250L246 170L247 173H245V179H241V180H236V177L235 179L233 178L232 176V173L233 171L231 172V169H229V166H227L226 168H222L221 169V173L219 174L220 171ZM234 170V169H233ZM263 170V169H262ZM92 171V170H91ZM243 171V169H242ZM250 171V172H249ZM258 171V170H257ZM89 172V173H88ZM1 173V172H0ZM80 175H77L79 174ZM93 173V171H92ZM202 173V172H201ZM5 174V175H4ZM19 174V173H18ZM50 175L48 176V179H47V175ZM204 174V173H203ZM95 175V172L94 174ZM199 175H202V174H199ZM258 175L261 176V178H259V181H256L258 179ZM92 176V175H91ZM121 176V175H120ZM203 176V175H202ZM201 176V178H202ZM259 176V177H260ZM90 177V176H89ZM94 177V176H93ZM44 178L49 180V184L47 187H45L44 184H46V182L44 181ZM125 178V177H123ZM243 178V177H241ZM1 179V180H3ZM133 179V178H132ZM197 179V177H196ZM0 180V181H1ZM11 180H18V183L20 185V187L18 186L17 188H13L11 187L10 184L12 183H9L11 182ZM77 180V179H76ZM98 178H96V181L98 182ZM114 181V179H111V181ZM175 180V179H174ZM199 180V179H198ZM87 181V180H86ZM95 181V182H96ZM110 181V183H111ZM3 182V183H4ZM94 182V181H93ZM90 183V184H93L94 183ZM201 182V181H200ZM1 183V182H0ZM36 183H40L41 185L38 186L36 185ZM78 183V182H77ZM81 183V184H82ZM86 183V182H85ZM109 183V184H110ZM203 183V182H202ZM204 183L206 184V182L204 181ZM97 184V183H96ZM108 184V185H109ZM125 184V183H124ZM77 185V184H76ZM75 185V186H76ZM13 186V185H12ZM78 186V185H77ZM86 186V187H85ZM87 185H84L82 187V195L84 194H90L91 195V192L93 193L94 191V187L92 189L88 188ZM92 186V185H90ZM111 186V185H110ZM113 186V185H112ZM206 186V185H205ZM15 187V186H14ZM130 187V186H129ZM247 187V189H245ZM69 188V189H68ZM131 188V187H130ZM133 188V187H132ZM112 189V188H111ZM110 189V190H111ZM208 189V188H207ZM71 192L72 190H74V192L70 195H67L66 194H69V191ZM80 190V189H79ZM96 190V189H95ZM132 190V189H131ZM211 190V189H210ZM103 191V190H102ZM106 191V190H105ZM162 191V190H161ZM212 191V190H211ZM215 191V192H216ZM84 192V194H83ZM97 192V191H96ZM100 192V190L98 191ZM208 192V191H207ZM5 193V194H4ZM166 193V192H165ZM210 193V192H209ZM214 193V191H213ZM8 194V195H7ZM78 193H76L77 195ZM94 194V193H93ZM100 194V193H99ZM113 194V193H112ZM80 195V194H79ZM105 195V194H104ZM133 195V194H132ZM203 195V193H202ZM207 195V193L205 194ZM204 195V197L206 198V196ZM216 195V196H217ZM78 196V195H77ZM75 196L76 198H80V197H77ZM99 196V195H98ZM103 195H101L100 197H102ZM107 196V195H106ZM166 196V195H165ZM210 196V195H209ZM212 196V195H211ZM214 196V195H213ZM20 197V196H19ZM55 197V199H53ZM84 197V196H83ZM130 197V196H129ZM132 197V196H131ZM25 198V199H24ZM74 198V197H73ZM87 198V197H86ZM99 198V197H98ZM109 198V196H108ZM110 198H112L110 196ZM133 198V197H132ZM35 199V198H34ZM102 200V198H100ZM214 199V198H213ZM28 200V201H29ZM74 200V199H73ZM72 200V201H73ZM82 200V198H81ZM104 200V199H103ZM110 200V199H109ZM198 200V199H197ZM201 200V199H200ZM207 200V199H206ZM7 201V200H6ZM84 201V200H83ZM209 201V200H207ZM26 202V201H25ZM32 202V201H31ZM95 202H98L100 203V201H95ZM103 201H101V204H102ZM106 202V201H105ZM109 202V201H108ZM214 202V201H213ZM4 203V202H3ZM33 203V202H32ZM85 203V202H84ZM113 203H114V200H113ZM112 203V204H113ZM161 203V202H160ZM166 203V202H165ZM1 204V203H0ZM31 204V203H30ZM81 204V203H80ZM93 204V203H92ZM97 204V203H96ZM109 204V203H107ZM164 205V203H161ZM200 204V203H199ZM34 205V204H33ZM87 205V204H86ZM216 205V204H215ZM1 206V205H0ZM92 206V205H91ZM90 206V207H91ZM99 206V204H98ZM96 206L95 210H92L95 212V215L98 214V216H104L105 214V210L104 209H101V207H98ZM101 206V205H100ZM203 206V205H202ZM205 206V205H204ZM209 206V204H208ZM27 207V206H25ZM82 207V208H81ZM89 207V206H88ZM93 207V206H92ZM107 207H109L110 209L111 208V205H108ZM107 207H106V210H107ZM113 207V206H112ZM210 207V206H209ZM215 207V206H214ZM239 207V208H238ZM241 207V208H240ZM2 209H4L3 207H1ZM22 208V207H21ZM38 208V209H37ZM47 208L51 209L53 208V212L47 210ZM114 208V207H113ZM177 207L175 206L174 207V214H178V211L176 209ZM181 208V207H180ZM179 208V209H180ZM201 208V207H200ZM211 208V207H210ZM93 209V208H92ZM208 209V208H207ZM241 209L240 212H238L237 210ZM33 210V207L30 206V209L28 211V213H31V211ZM89 210V209H88ZM87 210V211H88ZM91 210V209H90ZM181 210V209H180ZM206 210V209H205ZM230 210V211H229ZM3 211V210H2ZM91 211V212H92ZM207 211V210H206ZM209 211V209H208ZM207 211V212H208ZM215 211V210H214ZM43 212H48V213H43ZM90 212V211H89ZM88 212V213H89ZM93 212V213H94ZM112 212V210H111ZM114 212V211H113ZM112 212V213H113ZM171 212V211H170ZM180 212V211H179ZM86 213V214H88ZM108 213H110L108 211ZM111 213V214H112ZM181 213V212H180ZM241 213V214H239ZM32 214V213H31ZM90 214V213H89ZM218 214V212H217ZM233 214V213H232ZM26 215V213H25ZM28 215V214H27ZM33 215V214H32ZM35 215V214H34ZM94 215V214H93ZM180 215V214H178ZM212 215V214H211ZM215 215V214H214ZM21 216V215H20ZM83 216V217H82ZM97 216V215H96ZM107 216V215H105ZM104 216V218H105ZM109 216V215H108ZM112 216V215H111ZM114 216V215H113ZM177 216V215H176ZM219 216V215H218ZM8 217V215H7ZM27 217V216H26ZM25 217V218H26ZM95 217V216H94ZM93 217V218H94ZM179 217V216H178ZM210 217V216H209ZM217 217V215H216ZM253 217H255V219H253ZM29 218V217H28ZM96 218V217H95ZM115 218V217H114ZM117 218V217H116ZM257 218V219H256ZM2 219V218H1ZM99 219V218H98ZM97 219V221H98ZM109 219V218H108ZM113 219V218H111ZM109 219V220H111ZM224 219V218H223ZM233 219V218H232ZM42 220V221H41ZM86 222H85V221ZM103 220V218H102ZM101 220V221H102ZM108 220V221H109ZM129 219H127L128 221ZM228 220V219H227ZM106 221V220H105ZM225 221V220H224ZM100 222V221H98ZM222 222V221H221ZM228 224H229V221H227ZM108 223V222H107ZM106 223V224H107ZM217 223V222H216ZM236 223V224H237ZM92 224V222H91ZM97 224V222L95 223ZM105 224V223H104ZM105 224V225H106ZM224 224V223H223ZM226 224V223H225ZM232 224V223H230ZM108 225V224H107ZM106 225V227H107ZM222 225V224H221ZM109 226H110V222H109ZM226 226V225H224ZM232 226V225H231ZM92 227V226H91ZM172 227V226H171ZM13 228V227H12ZM108 228V227H107ZM105 229L106 232L108 229H110L111 227H109L108 229ZM219 228V227H218ZM88 229V230H87ZM91 229V228H90ZM174 229V228H173ZM230 229V228H229ZM233 229V228H232ZM256 229V230H255ZM103 230V229H102ZM104 230V231H105ZM111 230V229H110ZM109 230V231H110ZM217 230V229H216ZM108 231V233H109ZM117 231V230H116ZM220 231V230H219ZM84 232V233H83ZM113 232V230H112ZM222 232V231H221ZM244 232V231H242ZM108 233L106 234V236L108 235ZM248 233V232H247ZM115 234V233H114ZM82 236V235H81ZM79 237L78 239H82V237ZM86 236V235H85ZM88 236H89V233H88ZM84 237V236H83ZM108 237V236H107ZM104 238V236H103ZM109 238H110V233H109ZM133 239V238H132ZM88 240V238H87ZM105 240V241H104ZM104 243L108 240L106 237L104 239ZM115 240V239H114ZM124 240V239H123ZM249 240V241H250ZM84 241V240H83ZM132 241V240H131ZM248 241V242H249ZM78 243L80 241H77ZM76 242V243H77ZM123 242V241H122ZM251 243V242H250ZM81 244V243H80ZM103 245V242L101 243ZM113 244V243H112ZM118 244V243H117ZM75 245V246H74ZM125 245V244H124ZM102 247V246H101ZM111 247V246H110ZM108 246V248H110ZM119 247V246H118ZM74 248V250H75ZM64 249V251H63ZM78 249V248H77ZM87 249V248H86ZM98 248H96V246H92V248L89 250L87 249V251H79L78 253V256L79 258L76 257V259L73 261L71 259V262H75V261H79L82 260L83 264H92L91 262H96L99 263V262H104L103 261V258L99 259L98 260V257L100 256L99 254H96L95 252L97 251ZM72 250V249H71ZM84 250V249H83ZM110 250V249H109ZM73 251V250H72ZM71 251V252H72ZM101 251V250H100ZM105 251V250H104ZM232 251V250H231ZM46 252H49L50 255ZM70 252V254H71ZM74 252V251H73ZM234 251H232V255H234L233 253ZM62 253V254H61ZM76 253V252H75ZM110 253V252H109ZM127 253V251H126ZM256 253V254H257ZM262 253H260L262 255ZM107 254V253H106ZM72 255V254H71ZM74 255V254H73ZM66 257V256H65ZM74 257V256H73ZM101 257V256H100ZM64 259V260H63ZM105 260V259H104ZM109 260V259H106V261ZM109 262V261H108ZM105 263V262H104ZM115 263V262H114ZM71 264V263H70ZM77 264V263H75ZM129 264V263H128ZM133 264V263H132Z\"/></svg>",
	"mask_w": 264,
	"mask_h": 264
}]
</instances>
